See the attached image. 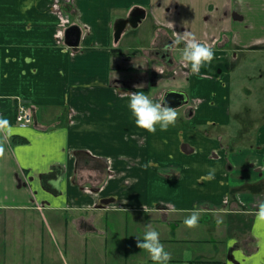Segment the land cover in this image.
Returning <instances> with one entry per match:
<instances>
[{
  "label": "crops",
  "instance_id": "crops-1",
  "mask_svg": "<svg viewBox=\"0 0 264 264\" xmlns=\"http://www.w3.org/2000/svg\"><path fill=\"white\" fill-rule=\"evenodd\" d=\"M63 8L0 0V264H264V0Z\"/></svg>",
  "mask_w": 264,
  "mask_h": 264
},
{
  "label": "built area",
  "instance_id": "built-area-1",
  "mask_svg": "<svg viewBox=\"0 0 264 264\" xmlns=\"http://www.w3.org/2000/svg\"><path fill=\"white\" fill-rule=\"evenodd\" d=\"M73 3L74 0H56L58 25L54 36L56 43L59 45H64L65 31L72 24L69 15L65 12L63 7L73 5ZM15 113V122L18 127L27 128L33 123L34 109L32 106L22 103L21 101H17Z\"/></svg>",
  "mask_w": 264,
  "mask_h": 264
},
{
  "label": "water",
  "instance_id": "water-1",
  "mask_svg": "<svg viewBox=\"0 0 264 264\" xmlns=\"http://www.w3.org/2000/svg\"><path fill=\"white\" fill-rule=\"evenodd\" d=\"M143 11H140L138 9H135L131 14L130 17L127 19V23L130 24L132 27H136L140 19L143 17ZM124 22L121 23V27L117 29V34L116 37L122 32ZM81 38V30L78 26L73 25L69 27L66 32H65V44L69 47L76 48L79 45ZM174 94V93H173ZM173 94H168V98L171 97ZM177 95L178 98L184 97V96H179V94H174ZM166 99V97H165ZM164 99V102H165ZM165 105V103H163ZM166 106V105H165ZM169 108L168 106H166Z\"/></svg>",
  "mask_w": 264,
  "mask_h": 264
},
{
  "label": "rangeland",
  "instance_id": "rangeland-1",
  "mask_svg": "<svg viewBox=\"0 0 264 264\" xmlns=\"http://www.w3.org/2000/svg\"><path fill=\"white\" fill-rule=\"evenodd\" d=\"M237 63H238V61L235 63V65L233 67L234 73H236V71H237V66H239L241 64V63H239L237 65ZM232 79H233V76H232ZM236 81H237V77L234 76V82H236ZM4 250H5V254H3L2 257H4L6 259L5 261H8L4 264H30V263H27V261H26L27 259H30V246L22 245L21 246L22 253L19 256H14V254L11 253V251H13V249L8 250V248H6V249L4 248ZM141 262H142V260L139 259V260H137L136 264H141ZM1 264H3V263H1Z\"/></svg>",
  "mask_w": 264,
  "mask_h": 264
},
{
  "label": "flooded vegetation",
  "instance_id": "flooded-vegetation-1",
  "mask_svg": "<svg viewBox=\"0 0 264 264\" xmlns=\"http://www.w3.org/2000/svg\"><path fill=\"white\" fill-rule=\"evenodd\" d=\"M165 56H166V54H164ZM172 101H173V99H172Z\"/></svg>",
  "mask_w": 264,
  "mask_h": 264
},
{
  "label": "trees",
  "instance_id": "trees-1",
  "mask_svg": "<svg viewBox=\"0 0 264 264\" xmlns=\"http://www.w3.org/2000/svg\"><path fill=\"white\" fill-rule=\"evenodd\" d=\"M227 68H228V65H227ZM227 70V69H226Z\"/></svg>",
  "mask_w": 264,
  "mask_h": 264
}]
</instances>
